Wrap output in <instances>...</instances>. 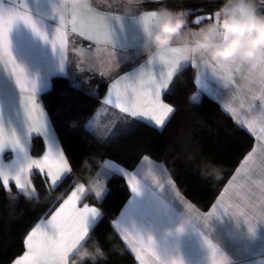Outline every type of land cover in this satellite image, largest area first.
I'll return each instance as SVG.
<instances>
[{
	"label": "snow or ice",
	"instance_id": "1",
	"mask_svg": "<svg viewBox=\"0 0 264 264\" xmlns=\"http://www.w3.org/2000/svg\"><path fill=\"white\" fill-rule=\"evenodd\" d=\"M12 2L13 0H10V6H5L0 0V65L15 80L19 92L24 94L22 97L24 131L18 134L16 128H12L10 132H6L3 117L0 116V188L10 193V184H14L20 194H23L25 189L35 192L36 188L32 181L35 175L41 177L45 185H50L54 190L71 174L72 168L65 151L60 147L51 121L37 103L35 81L29 79L25 69L17 63L10 51L9 32L16 22L22 21L42 40L47 41L54 51L58 50L63 65L67 46L66 29L69 25L71 32H78L90 41L98 44L109 43V36L115 31L114 25L119 24L120 31H123V18L116 12L101 15V10L94 8L88 0H83L74 7L64 8L55 19L58 21V26L49 39L48 34L43 31L44 17L41 13L39 19L35 18L24 0H21L20 7L12 6ZM151 2L160 3V0H151ZM259 5H264V0H259ZM187 9L189 16L194 17L193 24L198 25L205 19H210L211 13L203 14L199 9ZM197 12L201 14L197 15ZM133 19L141 24L145 35L151 28L154 16L147 12ZM119 47L126 53L129 48L136 47V39L125 36ZM158 58L155 74L147 71L148 64H144L118 77L111 85L104 103L118 108L126 117L146 120L154 126L163 127L175 109L162 100V93L169 89V85L179 75L183 65L175 47L158 53ZM124 59L130 57L125 55ZM192 65L199 67L197 63ZM116 66L118 67L119 63ZM259 84L260 100L264 101V78L260 79ZM199 87L200 92L190 97V102L199 103L198 97L202 92L214 97L215 87L207 78L200 82ZM226 110L234 111L231 108ZM259 112V117L245 121L242 125L254 136L258 144L246 154L243 163L236 169L237 175L229 181L220 198L212 206V210L201 214L192 204L184 202V207L194 213L196 219L205 226L213 216H218L220 210L224 213L231 212L235 217H242L252 231H255L258 221L264 222V104L261 105ZM257 123L260 124L259 128L256 127ZM70 126L75 128L76 122L72 121ZM84 128L86 131H91L92 121L86 123ZM32 134L43 137L46 144L45 152L37 158L29 154L28 143ZM258 151L259 156H257ZM5 152L10 153L7 161L4 159ZM103 163L104 168L97 172L94 179L92 194L97 202L101 203L112 191L109 187L112 179L126 181L132 197L120 217L110 223L131 247L140 264H183L182 260L171 256L167 247L160 244L157 239L159 229L171 223L179 212L178 207L181 208L177 200L169 196V193L175 190L171 178L168 177L164 182L156 179L157 172L164 176L166 169L160 165H153L148 156L142 157L141 165L137 166L136 171H130L108 159ZM143 165L148 166L146 173ZM145 177H151L153 183H149ZM237 177L243 183H238ZM84 195L85 185L81 183L59 204L50 219L41 218L26 234L24 239L26 250L22 256L13 261V264H67L71 250L85 236L90 235L94 227L103 219L102 209L96 206L84 204L82 208L78 207ZM176 196H179L178 192ZM225 197H228L230 203L225 202ZM129 224L135 229L134 232L129 231ZM192 227L195 229L197 225L194 223ZM204 243L209 249L211 264H227L226 258L219 254L211 240L204 237Z\"/></svg>",
	"mask_w": 264,
	"mask_h": 264
},
{
	"label": "trees",
	"instance_id": "2",
	"mask_svg": "<svg viewBox=\"0 0 264 264\" xmlns=\"http://www.w3.org/2000/svg\"><path fill=\"white\" fill-rule=\"evenodd\" d=\"M177 4V0H166L165 3L148 4L146 8L175 9ZM187 8L212 13L219 7L193 5ZM105 89L106 84L101 83L97 93L91 94L69 78L57 76L52 79L51 88L41 95L72 172L54 190L34 175L32 181L39 203L35 199L27 201L14 185L10 193L0 188V264H12L22 256L26 250L24 239L30 229L58 208L77 185V178L84 183L92 180L105 159L128 170L136 168L143 156L177 166L184 171L179 183L181 193L200 211L207 212L254 147V137L216 101L201 93L199 103L190 102V97L199 92L191 66L182 68L163 96L175 109L163 129L111 112L101 121L100 127L86 131L84 125L100 110ZM121 117L123 119H119ZM72 121L76 122L75 128L70 126ZM43 150V140L35 137L32 154L40 155ZM208 161L222 166L220 179L202 178L200 165ZM109 187L112 191L101 203L92 193L86 194L82 201L103 212V219L89 238L97 239L107 253V260L99 264H137L110 223L130 198L129 186L124 179L114 178Z\"/></svg>",
	"mask_w": 264,
	"mask_h": 264
},
{
	"label": "crops",
	"instance_id": "3",
	"mask_svg": "<svg viewBox=\"0 0 264 264\" xmlns=\"http://www.w3.org/2000/svg\"><path fill=\"white\" fill-rule=\"evenodd\" d=\"M177 1L178 8H187L186 4L188 3L214 0ZM258 1L259 0H257V2ZM2 2L5 4V6H10V0H2ZM24 2H26L28 4L29 9L32 10L34 17L38 19L40 18L39 14L47 6V0H24ZM88 2L91 3L94 8L101 10V15H104L107 12H116L118 14L120 13V9L106 6L103 4L102 0H88ZM165 2L166 0H160V3ZM20 3L21 0H13L12 6L20 7ZM148 4L157 3L151 2V0H145V2L140 4L132 13L120 15L123 18V31H120L119 24L114 25L115 31L109 36V43L98 44L95 41H90L84 36L79 35L78 32H71L69 25L66 29L67 46L65 50V63L63 65H61L60 62L58 50L54 51L52 49V46L47 41L42 40L38 35H36L32 31L31 28L25 25L22 21H18L12 26L9 32L10 51L12 52L17 63H19L25 69L29 79L35 81L37 85V103L41 106L43 112L49 120L50 118L43 106L41 95L51 88L52 79L57 76L69 78L75 85L79 86L84 90H86V87H89L90 90L86 91L91 94L97 93L99 84H106V89L101 98V108L98 111L100 112L103 110L105 114L103 113L104 115L100 118L94 117V119H92L93 128H97V122L100 120L99 123H101V118L110 114L111 112L125 115L124 113H121L118 108L113 107V105L105 104L104 100L108 96L111 85L115 82L118 77L125 75V73L134 71L135 69L139 68L140 65L148 64V67L146 69L147 71L153 74L157 72V65L159 63L158 54L155 55L151 60H149L144 55L141 47L144 40L142 26L140 23H137L133 19V17H139L144 13L155 10L152 8H146V5ZM109 24L111 25V22H109ZM56 26H58V21L47 20L44 18L43 31L48 34L49 39H51ZM125 36H127L129 39H136V47L129 48L126 53L119 47L121 41ZM125 55L129 56L130 59L125 60ZM149 61H154L155 63H148ZM117 63H119L118 67L116 66ZM181 63L183 67H192L193 80L199 92V84L205 78H207L208 81L213 84V86L215 87L214 97L210 96L206 92H202V94H205L214 101H216L221 106V108L229 116H231L238 125L243 127L242 125L245 121L251 120L254 117H259V109L261 105L264 104V101L260 100L261 88L259 82L254 84L247 91L237 92L235 89L232 88H223L218 82V80L213 76L212 69L210 66L197 63L199 67H196L193 66L191 62ZM83 66L85 68V71H83L82 73L81 69H83ZM164 70H167L166 66ZM91 73H94L95 77H90ZM86 75L88 77H86V79L90 78L91 82L88 83L86 79H83V77ZM121 87H123V84L121 85ZM165 92L162 93L163 101V96ZM23 95V93L19 92L15 80L9 74H7L6 71L3 69V66L0 65V116L3 117L6 132H10L12 128H16L18 134L20 132L23 133L24 131V111L22 103ZM228 108H231L234 111L229 112L226 110ZM171 116L172 114L170 115V117ZM136 120L143 121L152 125L146 120ZM167 122L168 120L166 121V123ZM164 126L155 127H157L158 129H163ZM256 127L259 128L260 124L257 123ZM243 128L247 131L245 127ZM35 137L41 138L44 143V150L40 155L32 154V141ZM59 144L62 148L60 140ZM257 144L258 142L255 140L254 147H256ZM28 148L29 154L33 158L42 156L46 150L44 138L38 136L37 134H32L29 139ZM9 155L10 153L5 152V161L8 160ZM257 156H259V151L257 152ZM141 161L138 165H141ZM150 161L153 165H160V167L166 169L164 176L159 175V173L157 172L156 179L161 182H164L168 177L171 178V180L174 182L175 190L169 193L170 198H175L180 204L181 208L178 207V211L185 210L188 212L189 215H191L193 221L192 226L194 223L197 225L195 229L192 227L189 235L184 237L180 242L179 254L182 257L183 264H211V260L209 257V249L204 243V237H207L209 240L212 241V243L218 249L219 254H222L226 258L227 264H255V260L257 257H264V222L258 221L256 223V234L253 238H249L246 235L248 225L244 222V219L242 217L239 218L233 216L231 212L224 213L223 210H220L217 213L218 216H213L208 222L207 226L203 225L201 221H198L196 219L194 213L189 212L188 209L184 207V202L192 204L187 198H185V196H183L179 188V183L184 176V171L171 163H160L152 160L151 158ZM137 166L136 168L130 171H136ZM142 167L146 173L148 166L143 165ZM103 168L104 163H102L97 172L101 171ZM33 172H35V169L33 170ZM96 174L92 179L93 181L96 178ZM236 175L237 174L235 171L233 176ZM145 178L148 180L149 183H153L151 177ZM229 181L224 187V189L228 186ZM237 181L238 183H243V181H241L239 177H237ZM12 185L14 184H10V187ZM177 192L179 193L178 197L176 196ZM85 195L80 200L78 207L82 208L84 204H86L82 202ZM131 197L132 194L130 195V198L125 203L121 211L113 218V220L118 219L120 217V214L124 211L125 206L128 204ZM219 198L220 196L217 198V200ZM216 201L214 202V204L216 203ZM225 202L230 203L228 201V197H225ZM192 205L201 214L207 213L212 210L211 207L210 210H208L207 212H202L194 204ZM175 217L176 215L173 217L171 223L174 222ZM47 218L50 219L51 215ZM129 231H135V229L132 228L131 224H129ZM157 236H159V231L157 233ZM132 238L134 239L135 237ZM122 240L134 256L136 263L140 264L139 260H137L136 258L135 253L131 250V247L124 239Z\"/></svg>",
	"mask_w": 264,
	"mask_h": 264
},
{
	"label": "clouds",
	"instance_id": "4",
	"mask_svg": "<svg viewBox=\"0 0 264 264\" xmlns=\"http://www.w3.org/2000/svg\"><path fill=\"white\" fill-rule=\"evenodd\" d=\"M83 0H47L41 15L55 20L65 7H74ZM108 7L120 9L119 15L132 13L143 0H102ZM151 28L144 35L141 45L144 55L151 60L158 53L175 47L180 62L208 65L213 76L225 88L244 92L264 78V8L257 0H223L213 10L206 23L192 27L188 9L160 7L152 10ZM202 178L218 180L222 177V166L210 161L200 165ZM85 185V194L92 193L94 181L87 183L77 178V186ZM27 201L39 203L38 192L25 189ZM192 217L187 211L177 213L174 222L159 229L160 244L167 247L170 255L182 260L179 254L181 240L192 229ZM255 231L247 227L246 235L253 238ZM85 236L69 253L67 264H99L107 260V253L99 241ZM111 238L110 236L108 237ZM115 247V246H114ZM255 264H264V257H257Z\"/></svg>",
	"mask_w": 264,
	"mask_h": 264
},
{
	"label": "rangeland",
	"instance_id": "5",
	"mask_svg": "<svg viewBox=\"0 0 264 264\" xmlns=\"http://www.w3.org/2000/svg\"><path fill=\"white\" fill-rule=\"evenodd\" d=\"M258 4H259V1H258ZM261 6H262V5H261ZM175 9H187V8H175ZM192 9H193V8H192ZM193 10H197V9H193ZM199 10H200V9H199ZM202 13H203V14H210V13H207V12H202ZM199 14H201V13L197 12V15H199ZM193 19H194L193 16H189V22H190V25L193 26V27H196L197 25L192 23V20H193ZM207 21H208V19H205L203 22L206 23ZM83 71H85L84 66H83V70H82L81 72L83 73ZM86 77H87V75L84 76L83 79H86ZM90 77H92V78L95 77V74H94V73H91ZM87 78H88V77H87ZM86 80L88 81V83L91 82L90 78H89V79H86ZM85 89H86V90H90L89 87H86ZM103 113H104V111L102 110V111L98 112V113H97V116H95V117H96V118H100V117H102V116L105 114V113H104V114H103ZM105 118H106V116H104L103 118H101L102 121H103V119H105ZM99 122H100V120L97 122V125H98L97 127H100V124H101V123H99ZM95 123H96V122H95ZM95 126H96V124H95Z\"/></svg>",
	"mask_w": 264,
	"mask_h": 264
},
{
	"label": "water",
	"instance_id": "6",
	"mask_svg": "<svg viewBox=\"0 0 264 264\" xmlns=\"http://www.w3.org/2000/svg\"><path fill=\"white\" fill-rule=\"evenodd\" d=\"M223 0H214V1H205V2H194V3H188L186 6H215L220 7Z\"/></svg>",
	"mask_w": 264,
	"mask_h": 264
}]
</instances>
